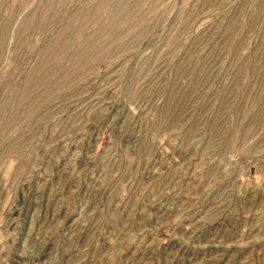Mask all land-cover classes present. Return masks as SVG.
I'll use <instances>...</instances> for the list:
<instances>
[{"label": "rangeland", "instance_id": "374dc122", "mask_svg": "<svg viewBox=\"0 0 264 264\" xmlns=\"http://www.w3.org/2000/svg\"><path fill=\"white\" fill-rule=\"evenodd\" d=\"M0 264H264V0H0Z\"/></svg>", "mask_w": 264, "mask_h": 264}]
</instances>
